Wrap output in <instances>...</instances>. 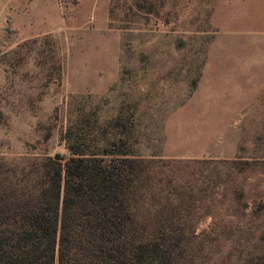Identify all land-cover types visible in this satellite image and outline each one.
Masks as SVG:
<instances>
[{
	"label": "rangeland",
	"instance_id": "1",
	"mask_svg": "<svg viewBox=\"0 0 264 264\" xmlns=\"http://www.w3.org/2000/svg\"><path fill=\"white\" fill-rule=\"evenodd\" d=\"M7 4L0 189L21 192L48 157H69L71 133L141 160L138 227L148 239L170 216L185 234L178 264H264V0H58L36 10L43 31L16 45ZM222 50L262 76L249 119L193 112Z\"/></svg>",
	"mask_w": 264,
	"mask_h": 264
},
{
	"label": "trees",
	"instance_id": "2",
	"mask_svg": "<svg viewBox=\"0 0 264 264\" xmlns=\"http://www.w3.org/2000/svg\"><path fill=\"white\" fill-rule=\"evenodd\" d=\"M65 141L69 157H48L21 192L0 189V264H178L185 234L170 216L148 239L138 227L141 160Z\"/></svg>",
	"mask_w": 264,
	"mask_h": 264
},
{
	"label": "crops",
	"instance_id": "3",
	"mask_svg": "<svg viewBox=\"0 0 264 264\" xmlns=\"http://www.w3.org/2000/svg\"><path fill=\"white\" fill-rule=\"evenodd\" d=\"M8 2L4 7L14 9L9 16L15 18L18 23H14V35L11 39L5 40L8 43L18 44L29 38L38 36L42 30V19L40 12L36 10L55 8L58 0H5ZM14 20V19H13ZM221 60L211 61L206 64L198 81L197 93L200 101L193 110L195 115H202L200 118H209L212 113L217 120L249 119L246 117L254 114V104L256 97L255 80L262 79L256 77L255 70L244 64H234L233 51H220ZM230 56V57H226ZM262 69V68H260ZM259 73H262L260 71ZM195 98V96H194ZM193 98V100H194ZM214 98L213 109L210 108V99ZM192 100V101H193ZM198 119H200L197 116Z\"/></svg>",
	"mask_w": 264,
	"mask_h": 264
}]
</instances>
